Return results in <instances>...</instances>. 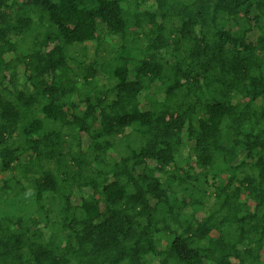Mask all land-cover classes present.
Here are the masks:
<instances>
[{
  "label": "trees",
  "instance_id": "trees-1",
  "mask_svg": "<svg viewBox=\"0 0 264 264\" xmlns=\"http://www.w3.org/2000/svg\"><path fill=\"white\" fill-rule=\"evenodd\" d=\"M0 264H264V0H0Z\"/></svg>",
  "mask_w": 264,
  "mask_h": 264
},
{
  "label": "rangeland",
  "instance_id": "rangeland-1",
  "mask_svg": "<svg viewBox=\"0 0 264 264\" xmlns=\"http://www.w3.org/2000/svg\"><path fill=\"white\" fill-rule=\"evenodd\" d=\"M113 46H115V44ZM89 51H90V55H93V53H94V46H90L89 47ZM10 177H11V175H10Z\"/></svg>",
  "mask_w": 264,
  "mask_h": 264
}]
</instances>
